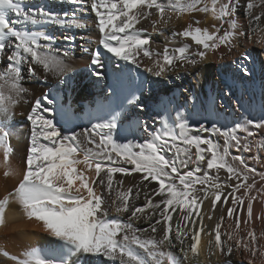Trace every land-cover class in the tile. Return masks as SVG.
Returning a JSON list of instances; mask_svg holds the SVG:
<instances>
[{"label":"snow or ice","instance_id":"1","mask_svg":"<svg viewBox=\"0 0 264 264\" xmlns=\"http://www.w3.org/2000/svg\"><path fill=\"white\" fill-rule=\"evenodd\" d=\"M69 2L77 3V0ZM241 7L248 21L247 33L237 15ZM91 10L97 18L98 44L103 49V52L94 51L90 61L92 75L98 79L104 78L106 63L110 62L105 54L160 78L181 68L196 67L208 53L221 47L231 51L240 36L247 35L249 39L255 36L256 43L264 47L261 26L264 0H245L243 4L241 0H92ZM193 13L210 16L219 24H213L214 30L209 31L190 23L184 30L173 33L162 52L152 50L151 35L163 34L158 25L166 27L174 16L179 19ZM153 16L156 19H151ZM144 20L151 22V33L137 27ZM49 25L67 28L69 20L43 6H25L23 0H0V65H3L0 67V168L4 169L5 177H20L17 186L0 198V229L6 227L10 203H16L28 221L57 242L52 250L29 246L19 254L0 248V257L11 264H85L89 257L102 258L110 264H186L190 257L195 259L199 255L204 232L200 209L209 199L215 211L218 202L226 205L231 197L227 218L232 219L236 206H243L247 198L244 224L248 225L252 219V201L256 199L250 195L256 182L253 179L249 184L248 180L255 170L242 155L245 150L251 151V146L245 145L240 134L254 136L252 129H264V118H246L231 127L201 122L193 129L182 106L172 108L169 101L164 106V112L172 108L167 117L156 111L137 120L149 139L121 143L115 134L125 105L110 111L106 118L91 123L90 127L65 134L55 120V110L49 107L54 100L46 92L34 99L26 117L31 128L30 147L21 174L20 167L13 163L10 140L15 131L16 109L29 94L24 82H43L51 76L59 84H67L64 57L70 52L56 46L57 37L47 31ZM221 29H224L222 34ZM176 36L191 40L198 48L192 50L189 43L170 47L175 44ZM242 59L246 61L249 56L245 53ZM145 60L151 63L145 64ZM242 74L248 76L250 70L243 68ZM217 99L214 97L210 102L215 105ZM219 99V106L225 109L229 103H238L232 100L230 90ZM191 101V95L185 97L186 103ZM126 103L140 112L146 111V106L134 96ZM193 131L217 139L194 136ZM221 172L226 174L223 182ZM137 173L140 183L127 189L124 180L117 178L118 174L128 177ZM260 179L264 180V173ZM145 181L157 187L151 190V196L145 192L144 205L136 206L140 185L147 187ZM224 187L232 189L226 196ZM241 189L243 196L234 195ZM157 196L161 198L159 201L155 200ZM141 220L148 222L146 227L137 226ZM223 221L221 216L213 229L217 250L230 255L234 249L243 248L252 257L259 253L264 258V246L257 244L253 230L246 237L238 235L241 228L238 215L233 232H221ZM260 236L264 237V233Z\"/></svg>","mask_w":264,"mask_h":264},{"label":"bare ground","instance_id":"2","mask_svg":"<svg viewBox=\"0 0 264 264\" xmlns=\"http://www.w3.org/2000/svg\"><path fill=\"white\" fill-rule=\"evenodd\" d=\"M23 3L25 6H43L58 15L60 12H63L61 17L69 20V26L63 28L58 25H49L47 31L57 37L56 46L63 50H68L70 55L64 57L68 67L67 84H59L57 79L51 76L43 82L34 80L24 82V86L29 89V94L25 97L24 102L18 105L16 109L15 131L10 140L14 149L13 163L20 167L21 174L24 168L23 160L30 147L29 139L31 128L30 122L26 117L30 112L34 99L42 96L46 92L50 93L51 98L54 100V104L49 107L55 110V120L65 134H70L72 131L79 132L84 127H90L91 123L106 118L110 111L118 109L121 105H125L120 121V128L115 134V138L121 143L128 141L144 142L149 137L138 126L137 120L148 117L156 111L163 112L167 117L168 112H171L172 108H181L182 106V110L188 117L189 124L193 129L198 128L201 122L208 126H211L213 123L220 126H228L231 123V126H233L238 122L233 111L229 113V124H224L220 116L214 114L213 104L210 101L214 98L216 89V82L212 83V74L214 73L213 65L216 64L218 67L217 79L223 83V87L221 88L224 90L226 86V91L230 90L232 100L238 102L236 103V109L242 105L237 111L243 114V117L247 116L246 118H251L249 113L252 107L248 102L243 100V92L240 89V84H238L237 79L241 77L245 86H247L248 83L245 82L246 80L242 74L243 68L249 69L250 74L253 73V75H258V72L260 74L264 72V47L256 43L257 37L253 36L252 39H249L247 35L240 36L235 41L236 47L231 51L225 47H221L214 53H208L207 58L196 67L181 68L169 73L167 77L160 78L145 72L143 68L135 70L133 65H125L122 61L117 62L114 58L105 54L106 60L110 62L106 63L104 78L98 79L92 75L93 66L90 61L94 51L100 50L103 52V49L98 44L100 34L96 27L97 19L90 16L92 0H77V3H70L67 0H51L49 2H43L42 0H23ZM241 3H245V0H241ZM93 15L95 14L93 13ZM237 15L242 29L247 33L248 21L245 18L242 7L237 10ZM151 19H156V17L153 16ZM195 21H199L200 23L196 24ZM190 23L193 27L207 28L209 31L214 30L212 28L213 24H219V22L213 21L210 16L202 13H193L191 16L185 15L179 19L174 16L166 27L158 25V27H161L163 34L151 35V40L153 41L151 44L152 50L154 52H162L165 44L172 39L173 33L184 30ZM76 25L80 26L77 27ZM261 26L264 27V21H262ZM17 27H21V25H17ZM137 27L147 29L146 34L151 33L152 25L149 20L142 21ZM226 27L227 25H224V28ZM223 30L221 29V34ZM65 36H69L71 39L66 40L64 39ZM183 43H189L192 50L198 48L191 40H182L179 36L175 37V44L170 45V47L180 46ZM255 45L257 48H255ZM245 53L249 56L248 60L252 65L251 67H248L249 63L242 59ZM150 63V61L145 60V64ZM118 64L119 67L117 66ZM2 66L0 65V67ZM221 68L222 70H220ZM222 72L225 75H222ZM256 85V83L253 84L252 82L254 92H252L250 87L247 90L248 99H252L251 96L253 99H256L258 93L259 95L262 94V89L260 91V87L258 88ZM221 94L222 92L218 93L219 97L222 98ZM189 95L193 97V101L186 103L185 97ZM133 96L138 98L139 103L146 106V111L140 112L135 106L127 105V99ZM261 96L263 98V94ZM262 98L255 100L254 107L256 112L264 118V100ZM169 101H171L172 108H168L167 112H164V106ZM156 127L159 128V125H156ZM191 134L194 136L208 137L207 133L197 131H193ZM259 137L257 139H260V141H257L258 143L260 142L259 144H262L261 139L264 138V133L262 132L261 138ZM208 138L212 139L213 137ZM214 138V140L217 139L216 137ZM220 143L222 144L223 141L220 140ZM259 144L258 146H260ZM260 154L262 155V153ZM166 155L170 156L168 153ZM244 158L247 165L255 170V175L249 174L250 179L248 183H253V179L256 182L255 188L250 195L258 196L259 200L261 186L264 189V180L260 179V174L264 173V156L258 157L251 155L244 156ZM0 160H2V156H0ZM237 166L239 165L237 164ZM124 167L131 166L124 165ZM186 170L184 169V171ZM225 177L226 174L221 172V182L225 180ZM117 178L124 180L125 189L140 183V174L138 173L128 177L119 176L118 174ZM19 179L20 177H5L4 169L0 168V198L7 192L12 191L17 186ZM228 183L234 185L236 182L229 181ZM144 184L147 187L145 188L144 185H140V198L134 201L136 206L144 205L145 192L151 196V190L157 187L155 183H148L147 181ZM222 191L226 196L232 189L230 187H224ZM234 195L243 196L244 189H241ZM160 199L158 196L155 197L156 201ZM247 203V198H245L244 205H237V211L234 213L233 218L228 219L227 208L232 207L231 197L228 198L226 205L218 202L215 211L211 209V199L204 201L200 209L203 216L204 232L201 233L199 255L195 259L190 257L186 264H225L226 262L228 264L229 261L231 264H238V262L239 264H249V261H251V264H262L264 258L252 257L243 248L239 250L234 249L232 254L226 255L215 247L213 229L219 222L221 216H224L221 232H233L235 227L234 218L240 215L241 228L238 235L240 236L242 231L253 230L260 236L264 228L263 204L259 202L257 206L255 205L252 212V219L248 225H245L244 220L247 218ZM122 215L124 217L127 216V214ZM209 215L212 216V219H208ZM193 218L199 220L195 215ZM6 221V227L0 229V248L12 254H19L29 246L46 250H52L56 247L57 242L44 233L34 222L28 221L16 203H10L9 208L6 210ZM175 221L176 215L173 214V223ZM147 223L146 220H141L137 226L146 227ZM210 232L212 235H208ZM222 240H226V236H222ZM231 243H234V241ZM242 250L245 251H243V257ZM89 262L91 264H110V262L102 258L95 257L86 258L85 264H89ZM0 264H11V262L0 257Z\"/></svg>","mask_w":264,"mask_h":264},{"label":"rangeland","instance_id":"3","mask_svg":"<svg viewBox=\"0 0 264 264\" xmlns=\"http://www.w3.org/2000/svg\"><path fill=\"white\" fill-rule=\"evenodd\" d=\"M43 2H49V1H51V0H42ZM67 1H69V0H67ZM88 8H90V7H88ZM90 11H91V13H90V16H92V17H94V18H96L95 17V15H93V13L94 12H92V10H91V8H90ZM63 12H60L59 13V15L61 16V14H62ZM95 14V13H94ZM97 19V18H96ZM255 48H257V46L255 45ZM260 58H262L263 59V57H261L260 56ZM249 64H248V67H251L252 65H251V63L249 62V60H246ZM214 67V73L212 74V83H215L216 82V89H215V93H214V97H216V98H218L217 99V102H216V104L215 105H213V111H214V114L216 115V116H220V119H222L223 121H224V124L226 123V124H229L230 122V120H229V113L231 112V111H233V113L235 114V118H236V120H238V122H243L244 121V119L247 117H243V114H241L240 112H238L237 110H236V103H229L228 104V107L225 109V108H221L220 106H219V104H220V99L219 98H221V97H219V95H218V93L219 92H222V94H221V96L223 97V95H224V93L225 92H228V90L226 91V86H225V89L223 90L221 87H223V83L221 82V80H219V79H217V77H218V74H217V69H218V67H217V65L216 64H214L213 65ZM233 67L235 68V65L233 64ZM220 70H222V68L220 69ZM222 75H225V73L224 72H222ZM244 78H245V82L246 83H248L247 84V86H245V84H244V81H243V79L241 78V77H239L238 79H237V82H238V84H240L239 86H240V89L242 90V92H243V100L244 101H246V102H248V104L252 107L251 108V111H250V113H249V115H250V117H251V119H252V117H253V119H255V120H260L261 118H263V117H261V115L258 113V112H256V110H255V100L256 99H260V98H262V94H263V100H264V72H262L261 74L258 72V75H253V73H251L250 75H248V76H244ZM262 78V79H261ZM252 82H253V84L254 83H256L257 85V87L259 88L260 87V91H261V89H262V94L261 95H259V93H258V95H257V98L256 99H253V97L251 96V98L252 99H248L247 97H248V94H247V90H249V87H250V89L252 90V92H254V88H253V86H252ZM236 85H237V83H236ZM253 88V89H252ZM222 89V90H221ZM213 91H214V88H213ZM242 99V98H241ZM262 100V101H263ZM254 101V102H253ZM261 101V100H260ZM252 103V104H251ZM257 103H259V102H257ZM253 105V106H252ZM257 105V104H256ZM230 106V107H229ZM224 113V114H223ZM240 114V115H239ZM242 118V119H241ZM229 127H231V123L228 125ZM253 132L255 131V134H254V136H252V137H247V136H245L243 133H241L240 135L244 138V143H245V145L246 146H248V145H250L251 146V151H247V150H245V151H243L242 152V155L243 156H251V155H256V156H258V157H262V156H264V138L263 139H261L262 141H261V143L262 144H259L258 143V141H260V139L258 140L257 138L259 137V138H261V135H262V132L264 133V129H260V130H257V129H253L252 130ZM261 134V135H260ZM213 140L215 139L214 137L212 138ZM258 140V141H257ZM215 141V140H214ZM256 142H257V144H256ZM258 144L260 145V146H262V147H260V146H258ZM259 148V149H258ZM261 149V150H260ZM260 153H262V155L260 154ZM241 154V153H240ZM262 159V158H261ZM258 179V178H257ZM260 199L258 200V196L256 197V199L255 200H253L252 201V204H253V209H254V207H255V205L257 206L258 204H259V202L261 203V204H263V208H264V189H263V186H261V188H260ZM257 200V201H256ZM247 201H248V199H247ZM246 207H247V205H246ZM239 218H240V215H239ZM234 220H235V218H234ZM247 230H249V229H247ZM247 232L248 231H242V233H241V235L240 236H242V237H246L247 236ZM261 233H264V228H263V230H262V232ZM258 237V239H257V244L259 245V246H264V237H260L259 235H257ZM244 250H242V257L244 256V252H243ZM249 255H251L250 254V252H248V251H246ZM256 257H260L259 256V253L257 254V256ZM257 259V258H256ZM225 264H227V262L225 263ZM237 264V263H236ZM238 264H239V262H238Z\"/></svg>","mask_w":264,"mask_h":264}]
</instances>
